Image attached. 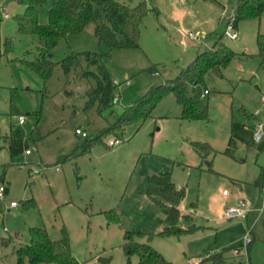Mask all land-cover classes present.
Segmentation results:
<instances>
[{
	"label": "rangeland",
	"instance_id": "obj_1",
	"mask_svg": "<svg viewBox=\"0 0 264 264\" xmlns=\"http://www.w3.org/2000/svg\"><path fill=\"white\" fill-rule=\"evenodd\" d=\"M116 1L146 6L138 47L108 51L89 23L50 50L53 62L71 52L103 54L105 70L118 83L113 88L117 101L98 111L85 106L84 94L93 82L78 69L65 73L55 63L44 80L20 62L33 59L37 41L16 31L14 16L22 5L0 0V264H15L14 249L27 243L30 227H44L51 239L60 238L63 228L72 256L82 264H101L99 257L107 258L106 264H127L124 231L135 233V241L147 242L169 264H211L207 257L219 252L224 264H232L245 261L243 240L251 229L249 262L264 264V210L223 216L238 199L256 208L262 204L255 180L261 175L264 183V10L259 17L238 20L237 36L229 39L223 29L235 0ZM49 5L47 0L37 7L40 23ZM217 39L235 56L220 76L193 89L206 118L180 119L168 93L139 124L102 133L150 86L173 78ZM151 65L157 73L148 71ZM204 88L208 93L200 96ZM18 115L24 117L21 125ZM257 121L263 134L254 142ZM11 127L22 131L29 154L9 155L1 136ZM76 128L86 136L74 133ZM230 137L233 157L223 153ZM96 138L85 148L87 139ZM112 139L119 142L109 146ZM191 142L206 143L209 153H197ZM150 174L168 176L183 189L177 205L189 216L178 221L183 233L158 235L162 213L145 194ZM136 261L131 255L128 264Z\"/></svg>",
	"mask_w": 264,
	"mask_h": 264
},
{
	"label": "trees",
	"instance_id": "obj_2",
	"mask_svg": "<svg viewBox=\"0 0 264 264\" xmlns=\"http://www.w3.org/2000/svg\"><path fill=\"white\" fill-rule=\"evenodd\" d=\"M22 5V12L14 16L16 31L19 34L29 35L37 41L35 54L32 60H20L23 64L35 72L41 79H46L51 73L55 63L67 73L71 69H78L79 75L93 84L85 91V106H96L100 111L108 107L112 98V83L105 70L101 57L103 54L95 52H71L53 62L50 59V50L69 34L81 32L89 23L92 33L98 43H102L107 50L114 48H136L140 33L141 19L147 9L144 3L130 7L116 0H49L50 5L46 10V21H38L37 7L47 0H16ZM264 10L263 0H235L233 8V24L240 19L259 17ZM7 48L5 47L4 51ZM108 51L104 55H108ZM1 55V52H0ZM235 53L225 46L219 39L211 46L197 53L191 62L178 70L173 78L165 79L160 84L150 86L144 93L137 97L130 105L124 108L116 120L103 129L102 133H108L119 129L122 131L125 125L139 124L150 114L154 104L164 95L171 93L179 107V118L183 120H195L206 118V107H199L193 89L213 76H220L222 69L233 59ZM83 64V65H82ZM82 66L85 68L83 69ZM150 73H157L155 65L148 69ZM205 89V88H204ZM208 93V90H207ZM12 104V100H10ZM264 102V100H263ZM10 156L23 152L26 143L22 131L18 127H11L8 134L1 136ZM96 139H87L85 148H89ZM233 139L230 137L223 153L233 157ZM197 153L204 151L209 153L210 147L206 143L191 142ZM145 194L160 209L162 217L157 219L161 225L158 232L160 236L177 235L183 233L178 226L181 218L188 219V214H182L177 208L183 198V189L175 188L168 176L150 174L146 177ZM261 190L264 210V183L261 175L255 180ZM250 242L252 231L248 229ZM130 231L122 233V244L126 263L131 255H136L135 264H169L165 258L147 242H137ZM28 241L14 249L15 264H82L74 258L70 252L68 238L65 230L61 228V236L51 239L44 227H30L28 229ZM245 245V261H237L232 264H250L248 259L249 245ZM264 244V239H263ZM238 246L231 249L237 250ZM207 259L211 264H224L222 253H214ZM101 264H106L107 258H98Z\"/></svg>",
	"mask_w": 264,
	"mask_h": 264
},
{
	"label": "built area",
	"instance_id": "obj_3",
	"mask_svg": "<svg viewBox=\"0 0 264 264\" xmlns=\"http://www.w3.org/2000/svg\"><path fill=\"white\" fill-rule=\"evenodd\" d=\"M2 17H7V15L5 13H2ZM226 19H228L226 22H225V25H224V29H223V35L226 36L227 38L229 39H235L236 36H237V32H236V29H235V26L233 24V10L232 12H230ZM188 35L190 37L193 36L192 33H188ZM112 83L114 85H118V83L115 81V80H112ZM129 82L126 80L124 81V84L127 85ZM207 93V90L206 89H203L200 96L201 95H204ZM264 97L261 96V99H263ZM114 101H117V98L116 96H114L112 98V102ZM258 114V111L255 110L253 113H252V116H256ZM24 122V117L22 115H18L17 116V124L18 125H21L22 123ZM74 133L76 134H80L81 136H86V134L81 131L79 128H76L74 130ZM263 134V124L262 122L260 121H257L255 124H254V127H253V132H252V136H253V140L254 142H258L260 139H261V136ZM119 140L118 139H112V140H108V145L111 146L113 144H116L118 143ZM30 153V150L29 149H25L23 150V154H29ZM3 191H4V187L2 185H0V197L3 195ZM222 195H228V191L226 190H222L221 192ZM9 205L10 206H14L16 205V202L15 201H10L9 202ZM258 211V212H261L263 211V204L260 205V207L256 208L255 206H248L246 204V202L243 200V199H238L236 201V203L234 205H230V206H227L224 210H223V216L225 218H236V217H242L244 216L245 214H247L249 211ZM244 246L246 244H248L250 242V237L249 236H246L244 237Z\"/></svg>",
	"mask_w": 264,
	"mask_h": 264
},
{
	"label": "crops",
	"instance_id": "obj_4",
	"mask_svg": "<svg viewBox=\"0 0 264 264\" xmlns=\"http://www.w3.org/2000/svg\"><path fill=\"white\" fill-rule=\"evenodd\" d=\"M236 29V28H235ZM202 92V91H201ZM262 96V95H261ZM261 96H260V98H261ZM253 117H255V116H253ZM253 127H254V124H253ZM253 127H252V129H253ZM252 237H253V235H252Z\"/></svg>",
	"mask_w": 264,
	"mask_h": 264
}]
</instances>
